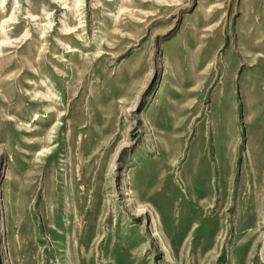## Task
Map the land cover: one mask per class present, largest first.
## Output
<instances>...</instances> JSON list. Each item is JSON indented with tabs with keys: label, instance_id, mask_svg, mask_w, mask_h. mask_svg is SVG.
Here are the masks:
<instances>
[{
	"label": "rangeland",
	"instance_id": "374dc122",
	"mask_svg": "<svg viewBox=\"0 0 264 264\" xmlns=\"http://www.w3.org/2000/svg\"><path fill=\"white\" fill-rule=\"evenodd\" d=\"M0 264H264V0H0Z\"/></svg>",
	"mask_w": 264,
	"mask_h": 264
}]
</instances>
